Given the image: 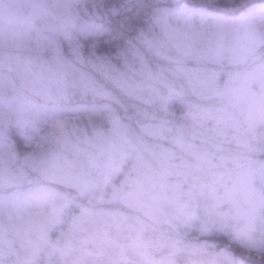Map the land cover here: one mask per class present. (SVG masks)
<instances>
[{
	"label": "clouds",
	"instance_id": "obj_1",
	"mask_svg": "<svg viewBox=\"0 0 264 264\" xmlns=\"http://www.w3.org/2000/svg\"><path fill=\"white\" fill-rule=\"evenodd\" d=\"M98 3L52 0L38 22L57 42L66 41L63 32L75 37V22L95 12ZM163 3L127 0L124 19L130 30L126 35L134 37L144 28L150 38L165 45L167 56L174 57L176 50L168 37L158 28L148 32L155 8ZM171 20L179 24L174 27L176 41L190 42L196 49L195 58L187 61L188 67L189 61L198 65L194 72L177 73L170 60L147 49H142L144 64L131 55L125 62L113 53L101 67L86 54L83 61L72 55L67 41L64 59L37 55L16 70L21 99L15 106L0 103V186L13 189L15 196L0 201V217L6 222L0 239L7 242L12 235L20 241L29 253L20 264H39L40 252L53 246L64 264H88L83 236L106 202L113 174L129 163L130 190L113 191V199L138 205L149 190L165 186L168 175L182 177L173 186L171 210L163 215L167 237L161 250H167L160 259L140 251L146 264H245L232 253L194 242L191 222L178 214L173 201L180 200L195 211L206 209L205 191L194 186L208 187L202 178L218 168L214 160L227 161L225 169L234 164L239 172L250 165L253 154H264V7L242 10L235 17L221 16L219 23L209 18L195 35L184 19ZM238 65L255 66L259 72L241 73L235 70ZM211 73L217 74L215 79H209ZM221 75L228 77L223 87ZM253 83L259 84V92L252 90ZM105 105L119 116V127L113 128L107 111L94 110ZM39 123L47 124L49 133L34 136L27 155L6 148L3 139L10 125L33 129ZM232 145L239 152L224 155L232 153ZM52 184L64 191L51 188ZM70 190L86 204L79 217L66 221V210L73 202ZM66 222L63 240L52 244L48 233ZM258 247L264 251V239Z\"/></svg>",
	"mask_w": 264,
	"mask_h": 264
},
{
	"label": "trees",
	"instance_id": "obj_2",
	"mask_svg": "<svg viewBox=\"0 0 264 264\" xmlns=\"http://www.w3.org/2000/svg\"><path fill=\"white\" fill-rule=\"evenodd\" d=\"M32 1L19 0L18 8H16L14 0L0 1V103H12L15 106L20 101L21 97L18 91L19 81L17 80L16 70L24 61L37 55L42 56L44 59H50V53L39 48V41L41 36L54 37L50 31L38 22V17L44 12L46 6L51 4L52 0H34V5H36L34 6V10L30 14L26 12L27 16L25 17L27 18H23L26 11V3H31ZM110 2L127 3V0H110ZM256 3H264V0H164L162 7L170 9L185 6L189 8H203L216 14L231 16ZM58 43L62 48L66 46V41H63L62 38L59 39ZM85 54L87 55V51ZM35 129H38V131L10 125L5 131L3 143L9 151L23 157L32 150L31 144L29 145L24 139L25 134H31L40 138L47 136L50 130L49 126L44 123L37 124ZM231 148L233 150L232 153H225L224 155L229 156L239 152V149L235 145H232ZM254 161L264 162V154H253L251 156V162L253 163ZM252 163L249 166L253 167ZM233 165L229 163L227 169L224 166L223 168L213 169V171H220L221 176L218 181L222 180L221 178L224 174L221 170H225L230 177H228L225 183L223 179L218 184L219 182H213L212 178L207 176L206 183L208 187L214 186L215 192L222 196L226 194L224 193L226 188L231 190L235 177L238 174L235 167L234 170L230 169ZM130 167L131 163L126 165L123 171L113 174L106 202L99 206L97 212L103 216L101 219H104L103 214L113 213L114 215L121 216L124 212L136 213L139 208L143 207L144 201L141 199L142 197L138 205H134L121 198H112L113 191H117L121 187H124L125 190L128 189L124 185V179L128 177ZM172 178H175L176 181ZM2 180L3 178L0 176V184H2ZM181 180L182 177L177 176L175 173L167 177L168 184L172 183L173 185H177ZM50 187L61 192L64 191L63 187L57 184H52ZM187 187L188 185L185 184L184 188ZM251 188H254L260 197H264V184L253 182ZM12 192L13 189L0 186V201L5 197L10 198L9 196ZM70 192H72L73 202L70 208L66 210V221L79 217L81 215V206L86 204L83 198L78 194H74V190H70ZM173 192V190H170L171 194ZM209 193L211 194V192ZM228 201V197L224 199L223 207H219V210H222L220 212L231 213V207L229 211L227 209ZM207 203H210V199ZM259 208L254 216L255 225L250 232L253 241H250L243 234L235 231V226L231 223H228L229 226L222 229L215 223L214 218L207 217L206 221H203V224L200 223V220L193 221L190 232L196 238L194 242L205 243L208 247L215 248L217 251L222 249L228 253H232L241 261H244L245 264H264V251L258 247L260 240L264 239V201L260 200ZM2 219L3 217H0V231L5 227ZM113 219H117V217L114 216ZM67 228L68 224L66 222L53 229L48 233V240L52 244H55L57 240H63L61 232H66ZM92 229V227H88L87 232L83 236L87 241L82 247L88 253V264H127L129 261L135 262V264H146V258L139 255L140 251L146 250L150 254L151 259H160L167 250H161V246L166 242L167 227L159 226L153 232L149 230L146 236H133L131 234L126 241L117 237L118 235L111 229ZM9 237L13 239H11V244L7 245L4 243V246L1 247L8 251V253H5L6 256L11 252V257L10 254L8 257L9 261L13 264H20L21 261L27 260L29 253L22 247L20 241L12 235H9ZM136 237L142 238L143 241ZM253 244L256 247L251 246ZM37 260L39 264H64L60 252L55 251L51 247H46L40 252ZM0 262L6 264V261L1 256Z\"/></svg>",
	"mask_w": 264,
	"mask_h": 264
},
{
	"label": "snow or ice",
	"instance_id": "obj_3",
	"mask_svg": "<svg viewBox=\"0 0 264 264\" xmlns=\"http://www.w3.org/2000/svg\"><path fill=\"white\" fill-rule=\"evenodd\" d=\"M127 11V3H113L110 2V0H99L95 12L90 11L89 15L75 22V37L69 31L63 32V38L68 42L71 54L83 61L85 56L84 49L86 47L88 57L95 58L100 66L103 67L113 53L124 59L125 62H127V57L131 55L141 64H144V51L142 49H147L148 51L155 52L157 55H163L165 59L170 60L174 65L175 72L191 73L196 71V69L189 68L187 66V61L195 58L197 54L196 49L190 42L180 43L176 41L175 37L178 29L173 27L170 22L171 19L173 17H179L184 19L186 23H190L194 15H199L200 23L203 24L209 18H215L219 23L221 18L220 14L210 12L203 8L192 9L185 6L170 9L167 7H156L148 24V32H151L154 28H158L168 37L169 42L173 44L176 50V55L174 57H169L164 52L165 45L150 38L144 28L138 29L134 37L126 35V30H130L124 19ZM196 32L197 30L193 28V35H195ZM81 40L84 41V43H81ZM39 48L49 52L53 60L64 59L63 48L52 37L41 36ZM216 75V73H211L209 79H215ZM94 110L107 111L113 128L115 129L120 126L119 116L109 106L105 105L103 109L97 108ZM33 131H38V129L33 128ZM33 138L34 136L31 134H25L24 137L29 145L32 143ZM226 164L227 161L222 160L216 166L219 168ZM251 173L252 169L249 166L239 171L235 177L232 189L229 190V195H234L237 191L246 189ZM161 182H165L164 175L161 176ZM194 187L198 191H205L207 189L213 193L210 197V203L205 210L209 215H222L219 213V199L214 195V186L205 188L196 184ZM14 198L15 196L11 197V199ZM260 199L264 201V197H260ZM173 203L178 214L181 215L186 222H191L197 217L196 211L188 207L182 201L175 200ZM251 246L256 247L255 244ZM53 247L56 249V246ZM58 250L63 251V249ZM0 264H2V262H0Z\"/></svg>",
	"mask_w": 264,
	"mask_h": 264
},
{
	"label": "rangeland",
	"instance_id": "obj_4",
	"mask_svg": "<svg viewBox=\"0 0 264 264\" xmlns=\"http://www.w3.org/2000/svg\"><path fill=\"white\" fill-rule=\"evenodd\" d=\"M25 1H29V0H25ZM34 2L35 1L33 0L31 3L30 2L26 3L25 5L26 11H25L23 18H27L25 17L27 16L26 12H29L30 14L34 10L35 8L34 6H36L34 5ZM14 3L16 5V8H18L19 0H14ZM262 7H264V3H256V4L248 6L245 9L256 10ZM192 9H200V8H192ZM235 15H231L227 17H235ZM170 22L173 25V27H179V24L176 21L171 20ZM190 25L192 29L193 28L196 30L200 29L201 23H200L199 15L193 16L190 22ZM258 26H261V25H258ZM188 63H189V67L191 68L195 69L198 67V65L193 61H189ZM235 70L241 73H258L259 72L258 68H256L255 66H251V65H238ZM227 79H228L227 75H221L219 77V85L223 87ZM252 90L254 92H259L260 91L259 84L253 83ZM178 162L179 161H177V163ZM214 163L219 164L220 160L216 159L214 160ZM252 166L253 167L249 166L252 169V173L249 176L246 189L239 190L234 195H229L230 189L225 187L226 189L224 193L226 194L224 196L216 192L214 193V195L218 197L219 199L220 207H223L224 199H226L227 197L229 198L227 209L229 211L231 207V210H232L230 211L231 213H226L224 211L220 212L222 210H219V213H221L222 215H209V213L205 210L204 207H200L196 210L197 217L194 220H200L201 222L200 221L199 222L203 224V221H206L207 217L214 218L215 223L222 229H225V227L229 226L228 223H231L233 226H235L234 228L235 231L243 234L250 241H253L252 237L250 236L251 235L250 232L251 230H253V227L255 225L254 216H255V213H257L258 209H260L259 207H260L261 199H260V195L256 192V190L254 188H251V185L253 186V182H256L257 184H264V162L254 161L252 163ZM234 167L235 165H233L232 168L230 169L234 170ZM220 168H223V166ZM221 172L222 173L224 172L222 180L224 179V183H225L228 177L230 176L225 172V170L224 171L221 170ZM233 173L235 174L234 171ZM207 176L212 178L213 182H215L219 180L221 174H220V171L219 172L213 171L212 175L206 174L205 177L202 178L204 183L207 182L206 181ZM172 179L176 181L175 178H172ZM222 180H220L218 184H220ZM170 184L172 188L170 187ZM170 184L166 182V186H157L149 190L146 196L142 195L141 199L144 201L143 207L139 208L136 211V213H125L124 212V214L121 216L114 215L113 213H107V214H103L104 219H101V217L103 216H101L100 213H97V215L95 216L93 220V223L89 225L88 227H92L93 229L99 228L101 230L111 229L116 235H118L117 237L123 239L124 241H126V239L130 237L131 234H133V236H136V235L146 236V233L149 230H152L151 232H153V231H156L159 226L167 227L166 224H164L163 222V215L165 212L170 211L172 207L170 203V199L173 197L174 192L171 194L170 190L174 191V188H173L174 185L172 183ZM124 185L127 186L128 188V177L124 179ZM208 188H211V186ZM209 192L210 191H208L207 189L205 190V197L207 198V201L213 195V193L210 194ZM9 197L11 199L12 194ZM134 207H137V206H134ZM114 216H116L117 219H113ZM157 220H159L160 222L157 223ZM194 220L191 221L190 228L193 225ZM2 221L4 223V226H6V222L4 218L2 219ZM148 222L149 224H147ZM136 238H139L141 239V241H143L142 238L140 237H136ZM11 239L12 237H9L7 242H5L3 239H0V250H1L0 256L6 261V264H13L12 262L9 261V258H8L9 254L11 257V252L8 254V256H6L5 253L6 252L8 253V251L2 249L1 247L4 246L3 245L4 243L7 245L11 244V241L13 240Z\"/></svg>",
	"mask_w": 264,
	"mask_h": 264
}]
</instances>
